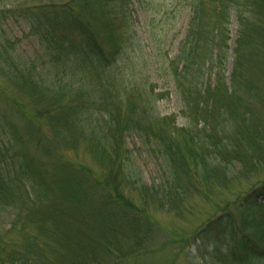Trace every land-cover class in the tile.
Returning <instances> with one entry per match:
<instances>
[{
	"label": "trees",
	"instance_id": "1",
	"mask_svg": "<svg viewBox=\"0 0 264 264\" xmlns=\"http://www.w3.org/2000/svg\"><path fill=\"white\" fill-rule=\"evenodd\" d=\"M129 5L22 7L39 69L11 63L0 38V85L12 93L10 114L0 112V264H121L141 252L151 206L172 210L264 174V0H191L181 67L169 74L182 126L155 113L158 95L126 65ZM131 136L164 162L161 181L144 182ZM256 182L196 233L211 264H264V221L252 215L264 209V177Z\"/></svg>",
	"mask_w": 264,
	"mask_h": 264
},
{
	"label": "rangeland",
	"instance_id": "2",
	"mask_svg": "<svg viewBox=\"0 0 264 264\" xmlns=\"http://www.w3.org/2000/svg\"><path fill=\"white\" fill-rule=\"evenodd\" d=\"M44 1L0 0V38L4 41V49L10 55L11 63L25 62L31 65L32 62L40 68L37 40L29 35L25 21L16 12L27 4ZM190 3L191 0H130L129 5L130 32H136V36H133V43L126 51V61H129L126 65L132 67L131 71L140 70L142 77L149 82L148 88L158 95L154 103L155 113L160 117L174 115L177 126L184 125L185 120L180 114V96L169 74L175 67H181L177 61L178 50L187 34L188 22L192 15ZM236 26L234 15L230 17L227 26L226 76L232 69V52L237 38ZM2 81L0 78V82ZM5 86L0 85V112L9 115L12 108H9L10 99L7 98L11 97L12 93L7 87L4 89ZM19 106L18 104L17 107ZM17 125L22 127L23 121L19 120ZM0 142L3 143L1 137ZM126 145L132 151L133 160L144 182L150 185L163 179L167 169L161 159L144 147L136 137H128ZM89 163L90 167L95 169L92 162ZM262 177L264 174L248 181L236 182L229 188L214 191L206 197L193 195L183 205L172 210L151 206L147 215L153 225L148 231V238L144 241L141 252L125 259L121 264H211L210 249L200 244L196 233L209 220L219 215L222 209H234V203L238 201L240 193L255 185L256 180ZM252 215L255 221H264V209ZM7 225V217L0 215V233Z\"/></svg>",
	"mask_w": 264,
	"mask_h": 264
}]
</instances>
